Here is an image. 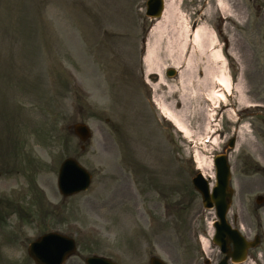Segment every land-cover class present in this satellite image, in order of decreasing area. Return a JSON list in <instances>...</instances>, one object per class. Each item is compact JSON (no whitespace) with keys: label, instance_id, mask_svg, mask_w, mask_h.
I'll list each match as a JSON object with an SVG mask.
<instances>
[{"label":"rangeland","instance_id":"obj_1","mask_svg":"<svg viewBox=\"0 0 264 264\" xmlns=\"http://www.w3.org/2000/svg\"><path fill=\"white\" fill-rule=\"evenodd\" d=\"M146 2L0 0V264H34L29 244L52 230L76 234L85 250L119 264H149L152 256L204 264L216 216L192 179L198 157L215 172L213 160L233 135L232 210L242 209L251 237L262 236L254 254L264 264V208L256 203L264 194V110H249L264 102V0L175 1L179 32L188 26L193 39L205 26L213 34L203 73L192 46L182 58L172 50L168 27L146 17ZM205 66L225 108L207 96ZM170 68L179 75L168 77ZM223 77L231 90L219 85ZM181 96L188 104L175 112L188 132L162 106ZM77 122L93 133L84 150L70 128ZM67 157L92 182L64 198L57 179Z\"/></svg>","mask_w":264,"mask_h":264},{"label":"water","instance_id":"obj_2","mask_svg":"<svg viewBox=\"0 0 264 264\" xmlns=\"http://www.w3.org/2000/svg\"><path fill=\"white\" fill-rule=\"evenodd\" d=\"M163 7V0H149L147 14L149 16L159 17L161 16ZM167 74L168 76H173L176 73L174 70H170L167 72ZM73 129L75 134L78 135L82 141L86 142L90 139L91 132L89 130V127L85 123H76L73 125ZM231 145L233 146V143H231ZM215 166L217 171V184L213 188L212 193L210 192L208 181L203 179L201 176L195 178L193 180V183L196 189L201 192L205 206L213 207L215 205L216 209L218 210L220 219L225 222V214L229 208L231 197L233 194V190L230 187L231 172L227 157L225 155L217 156L215 159ZM91 177V174L75 159L68 158L62 164V167L60 169V191L64 196H70L78 192L87 190L91 183ZM258 202H261V198H258ZM52 235L53 234H49L41 237L30 246L29 253L38 264L59 263L65 256L64 253H54L55 251L60 250V248L52 245V242L57 240L56 238H50V236ZM234 239L236 243L242 244L241 241H238L239 239L235 237ZM258 242L259 240L251 244V246H255ZM249 245L244 244V246H246V249L249 247ZM237 253L240 255L243 254L244 249L239 250ZM96 259L100 261L104 260L106 262H109V264H115L110 260L101 258L90 259L89 262L92 263ZM150 264L167 263L157 257H152ZM221 264H228L227 259H225V261H223Z\"/></svg>","mask_w":264,"mask_h":264},{"label":"bare ground","instance_id":"obj_3","mask_svg":"<svg viewBox=\"0 0 264 264\" xmlns=\"http://www.w3.org/2000/svg\"><path fill=\"white\" fill-rule=\"evenodd\" d=\"M175 1L176 0H165L164 14L162 16L161 22H159L157 24V26H158V28L161 29V27L163 25V21L165 22L164 24L168 27V31H169V39H170L171 48L173 51L176 50L178 52L177 53L178 57L182 58L183 56H185L188 52V48H191V46H192V54H196L199 57L200 63L197 65V69H200L204 57L207 56L208 50L213 47V44H214V40L212 39L213 34L209 33L205 26H197L196 29L193 30V36H194L193 39H190L191 34L189 33L188 26H185V30L182 33L179 32V30L175 26V20H176ZM223 3H222V1L220 2L219 10H220L222 15L227 16V14H228V12L226 11L227 6H225ZM152 35H153V32H151L149 34L148 39H150ZM214 55H215V57L221 56L219 51H216ZM145 60H146L148 65H150L151 62L153 61L152 54H151L150 50H147L146 55H145ZM206 63H207V65H209V61H207ZM198 72L203 73V71L201 69L198 70ZM150 73L153 75L152 72H150ZM156 74L160 75L162 77V80H164L163 70L157 72ZM215 76L216 75H213V77L210 76V72L208 70V67H206V66L204 67V79H203V81L208 84L209 89H210V92L207 96L216 97V98L220 99V101H221L220 105H221V107H224L222 105V100L225 98L224 93L214 91L215 86L213 85V80H216ZM219 85L224 87L228 91L231 90L230 80L226 77L219 79ZM158 87L162 88L163 84L162 83L159 84ZM178 104L186 107L188 103H187L185 97L181 96L179 98V100L177 101V103H173L172 105H169V106L167 104H163L162 105L163 108L166 109L165 110V113H166L165 116L167 117L168 121L176 124V126L179 129L188 132L187 120L185 119V117H184V120H181V118L179 117V113L175 112V106H177ZM206 124H207V122H206ZM198 159H199L198 168L202 170L203 174L206 175V177L214 179L215 173H214V168H213L212 163H210V164L204 163V161L202 160L201 157H198ZM206 172H209L210 174H206ZM207 247H208V244H207ZM207 247H206V249H207Z\"/></svg>","mask_w":264,"mask_h":264},{"label":"flooded vegetation","instance_id":"obj_4","mask_svg":"<svg viewBox=\"0 0 264 264\" xmlns=\"http://www.w3.org/2000/svg\"><path fill=\"white\" fill-rule=\"evenodd\" d=\"M264 208V207H262ZM229 223L231 224V227L233 229H236V228H239L240 226L242 228L245 229V226H244V219H243V214H242V209H238L237 211H230L229 213ZM221 227H223L222 225H219ZM232 231V229H229V232ZM220 235H219V238L221 240V242L224 244V248L226 249L227 251V254L229 256V259H228V262L229 264H234V260L237 259L239 256L238 254L236 253V250H235V246H234V243L232 242L231 238H230V234L228 233V231L224 230V229H220ZM247 235H249L250 233L247 232ZM75 241H76V245H77V248L78 250L75 252V254L71 257H69L67 260H65L64 264H87V258L92 256V254H87L85 250L86 248V245L83 246L82 243L77 240L75 238ZM219 253L216 254L215 252L211 253L210 254V260L211 261H214L217 259L216 263L220 260V259H223L225 258V255L221 249H218ZM210 262H206L207 264H212Z\"/></svg>","mask_w":264,"mask_h":264}]
</instances>
